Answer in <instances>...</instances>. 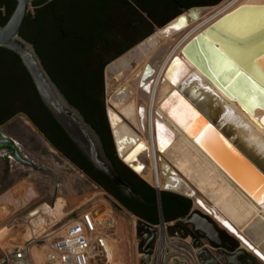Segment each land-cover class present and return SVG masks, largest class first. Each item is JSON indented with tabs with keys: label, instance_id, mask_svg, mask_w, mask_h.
I'll use <instances>...</instances> for the list:
<instances>
[{
	"label": "bare ground",
	"instance_id": "1",
	"mask_svg": "<svg viewBox=\"0 0 264 264\" xmlns=\"http://www.w3.org/2000/svg\"><path fill=\"white\" fill-rule=\"evenodd\" d=\"M263 5L264 0H225L216 6L184 11L183 20L179 15L174 17L110 63L106 68L105 84L111 93L107 102V119L117 152L124 163L154 184L157 191L174 190L192 197L200 211L218 222L264 263V179L262 181L250 170L234 148H228L214 134L207 132L201 117L181 101L180 95H185L178 90L179 85H185L189 70L199 76L207 73L210 80H205L207 84L229 105L233 115L244 126L243 130L248 129L247 147L259 155L264 154V107L256 106L258 100L264 99V85L247 76L241 67H235L233 74L243 71L241 77L255 89H242L235 96H230V89L222 86L228 81L221 83L211 73L230 70L234 64L232 60L241 58L242 54L247 55L250 50L221 44L222 47L216 50L220 56L212 54L207 64L210 69L205 65L203 70L192 66L182 51L198 33L231 11L232 14L219 21L223 29L241 35L258 28L264 23V10L259 11L261 9L256 6ZM184 22V26L179 27ZM208 38L211 40H207L208 43L215 49L216 38ZM162 54L164 56L159 61ZM140 57L151 58L150 61L143 58L141 69L137 65ZM174 57L176 60L168 70L171 77L167 78L165 71ZM254 58L251 67L264 75V63L261 62L264 61V50ZM135 65L129 75L115 82V73L121 72L123 76ZM149 67L153 72L149 76L142 75V72H148ZM140 82L143 85L139 89ZM230 91L235 92L234 89ZM184 92L191 98L198 95L194 89ZM258 92L261 97L256 95ZM137 96L146 102L139 105ZM189 120L191 123L188 125ZM198 140L201 142L197 143ZM239 140L236 138L237 142ZM151 145L158 162L153 176L148 175L150 167L146 165V160L151 157ZM1 148L12 153L5 147ZM248 153L251 152L247 150ZM260 176L264 178L263 173ZM42 207L45 212L46 206ZM50 215L53 216L52 211Z\"/></svg>",
	"mask_w": 264,
	"mask_h": 264
},
{
	"label": "water",
	"instance_id": "2",
	"mask_svg": "<svg viewBox=\"0 0 264 264\" xmlns=\"http://www.w3.org/2000/svg\"><path fill=\"white\" fill-rule=\"evenodd\" d=\"M34 1L36 0H15L14 9L10 13L5 23L0 25V47L14 52L19 57L23 67L27 71L34 85V88L43 106L47 109V111L50 113L56 123L66 133V135L74 144V146L78 149L80 154L96 170L105 174L124 196L145 204L146 202L143 200L140 194L136 192L126 180L122 179L115 170L111 160L105 153L103 143L99 134L91 126V124L86 121L81 111L74 104L69 102L66 96L61 92L60 88L51 78L42 63L41 57L36 52L34 44L25 39L20 34V29L23 25L25 18L28 16L29 12L32 11L30 9V6ZM256 7L261 9L259 11L264 10V5ZM193 8L198 7H181V12L176 16L179 15V18L183 20L184 16L182 15V13ZM247 8L251 7L248 6ZM232 12L233 11L222 16L214 23L208 25L202 32L198 33L194 38H192L188 43H186L182 48V51L189 59V62L192 66L195 65L199 69L203 70V68H205V65L207 66V64L211 60L212 54L216 53L218 56H220L219 53L216 52V50H219L220 47H222L221 44L235 47L240 50H250V52H247V55L242 54L243 56L235 61L231 59L234 64L230 68V70L221 69V72L217 74L211 72L215 78L221 81V83L225 80L228 81V83L223 82L222 86L226 90L234 89L235 92L228 90V94L230 96H235V94L240 93L242 89L247 90L248 88H253V85L251 83L247 82L243 77H241L240 74H242L243 71L247 73V76L254 78L258 83L264 85L263 73L259 69L251 67L252 62L255 59L254 56L261 50H264V23L252 31L238 35L219 26V21L225 18L226 16L232 14ZM184 24L185 22L181 23L179 27L184 26ZM208 37L216 38V40L213 41L217 45L212 42V44L216 46L215 49L208 43L207 40L211 42ZM175 60L176 57L172 59L165 71V76L167 78L168 76H170V74H168V70ZM261 62L262 64L264 63L263 60ZM235 67H241L243 71L233 74L235 72ZM207 68L210 69L208 66ZM120 77H122L121 72H119L118 75L115 76L116 79ZM170 77L169 79H171ZM208 77L209 76L207 73L199 76L196 75V73L192 69L189 70L184 79V81H186L185 85L178 86V90L182 91L185 97L183 95H180L178 91H176L177 94L180 95L181 101H184L191 111L197 113L201 117L202 124H206L207 132L214 134L223 145L227 146L232 150L235 149L238 152L239 156H241V158L243 159L244 163H246V165L250 168V170L253 171L259 177H261L263 181L264 178L260 175L261 173L264 174V154L259 155L257 152H253L251 147H247L248 142L245 138L248 137V135H246L248 129L246 130L247 132L243 130L245 129L244 126L237 120L236 116L233 115V112L230 109L229 105L225 103L224 100L219 97V95H217V93H215V91L209 86V84H207L206 81H210L208 80ZM191 89H194L198 93L195 98H191L184 92V90ZM256 95L258 97H261V94L259 92ZM246 99L247 98H242V100L245 101ZM257 103L258 104L256 106L264 107V99L260 101L258 100ZM190 123L191 122L189 120L188 125ZM158 125L161 126V124ZM209 129L211 131H209ZM37 134L40 135L38 132ZM236 138L238 140L240 139L239 142L236 141ZM41 139L48 148L54 151L53 147L48 142V140H45L42 137ZM1 147H5L11 150V154L20 159L21 161L31 164V161L26 160L20 153L15 142L10 137L2 135L0 132V148ZM115 150L116 154L119 156L116 146ZM247 150H249L251 153L247 154ZM121 161L124 163L122 159ZM131 170L135 174H137L133 169ZM166 190L168 189H162L160 191ZM155 191L157 195L156 203L159 207L161 201L160 191H157L156 189ZM196 213L199 215L200 219L203 220L201 221L208 227H211L212 225H214V222H216L205 213ZM186 223L189 225L194 224L197 229H201L199 225L197 226L196 220H194L192 217L186 219ZM140 224H143L145 227L150 229V226L147 223H144L139 220L137 222V226ZM150 250L151 249L142 250L144 252L142 264L148 263V255ZM200 252H202L204 256H207L209 254L206 250H202ZM245 252L246 250L242 248L238 250V253ZM215 255L217 261L225 259L227 262H229L227 254L220 255L216 253ZM1 264L6 263L3 261L1 262Z\"/></svg>",
	"mask_w": 264,
	"mask_h": 264
},
{
	"label": "trees",
	"instance_id": "3",
	"mask_svg": "<svg viewBox=\"0 0 264 264\" xmlns=\"http://www.w3.org/2000/svg\"><path fill=\"white\" fill-rule=\"evenodd\" d=\"M48 4L36 0L31 5L36 7L29 12L20 29V34L32 42L36 52L42 59L47 72L60 88L66 98L74 104L84 115V118L99 134L106 155L111 160L120 162L116 156L106 113L103 109L92 112L90 101L92 99V84L87 76L78 75L85 72V66L75 64L69 58V31L71 25L66 19L63 9L69 6L70 0H46ZM220 0H173L174 9L171 14L162 16L159 14L157 3L152 5L153 12H149L148 18L154 20L157 25L165 24L173 15L181 11L178 6L190 8L195 6L214 5ZM15 7V0H0V25L4 24ZM142 12L146 9L140 7ZM55 30V32H54ZM82 32V31H81ZM84 34V32H82ZM64 42V43H63ZM63 44V45H62ZM17 113H25L36 125L45 138L57 149V151L70 160L79 169L91 177L98 185L103 187L116 200L126 206L131 212H136L145 223L154 224L158 218L157 195L155 189L138 177L128 166L121 165L126 170L122 173L115 167L123 179H126L136 192L140 194L145 204L125 197L112 181L102 172L96 170L78 151L70 141L66 133L52 118L40 101L34 85L23 67L19 57L12 51L0 47V125ZM41 115V117H40ZM41 118V119H40ZM106 135L105 138L104 135ZM67 144L65 146L64 141ZM131 175V176H130ZM169 196V200L166 197ZM160 210L164 219L169 220L183 216L191 201L189 198L169 192L160 191ZM175 200V201H174ZM186 204L179 209L180 204ZM166 208L176 212L167 215ZM139 209H145L148 213H140ZM142 211V210H140Z\"/></svg>",
	"mask_w": 264,
	"mask_h": 264
},
{
	"label": "rangeland",
	"instance_id": "4",
	"mask_svg": "<svg viewBox=\"0 0 264 264\" xmlns=\"http://www.w3.org/2000/svg\"><path fill=\"white\" fill-rule=\"evenodd\" d=\"M223 1L225 0H220L214 5L195 7H212L221 4ZM30 9H33L32 5ZM175 16L176 14L171 19ZM151 22L148 23V33L142 34L135 45L119 57L132 50L133 47H136L141 41L164 25H157L154 20H151ZM163 56L162 54L159 57V61ZM143 58L149 61L151 59L149 57H140L137 62V65H140L139 69L143 66ZM134 67L136 65L131 67L122 77L114 79L115 82L118 83L119 80L124 79ZM138 87L140 89V86ZM110 96L111 93H109L105 84L104 97L106 109ZM136 100L139 105L146 102V99L140 96H137ZM0 129L2 135L10 137L15 142L23 157L31 161V164L25 163L11 153L9 154L0 149V258L3 249L9 245L22 244L28 237L27 233L24 232L25 227L22 221L26 212L35 205L47 201L49 203L56 202L55 209L52 211L53 217L57 215V212L62 207V215L69 213L63 217L62 221L70 217V215H75L82 209H87L90 206L98 207L97 210L101 209L100 206H105L116 217V227L111 239L113 254L106 264H142V249L140 247V238L137 234L138 219L134 214L122 207L108 191L98 185L70 160L61 155L55 148H53L54 151L48 148L40 136L45 140L47 139L25 113H17L1 124ZM110 138L114 144L111 130ZM150 147L151 157L146 160V165L148 168L150 167L148 175L153 176L156 173L155 168H157L158 162L156 160L157 157L155 159L153 156L155 154L153 145ZM117 158L124 166H127L118 155ZM137 176L156 189L155 185L148 181V179L141 177L139 174ZM169 192L189 198L192 206L197 208L192 197L174 190H169ZM216 223L220 225L218 222ZM227 232L225 230L226 235H228ZM228 233L231 234L230 232ZM36 244H30V253L34 264H42ZM238 244L242 246L240 242ZM254 258L258 263L264 264L255 256Z\"/></svg>",
	"mask_w": 264,
	"mask_h": 264
},
{
	"label": "flooded vegetation",
	"instance_id": "5",
	"mask_svg": "<svg viewBox=\"0 0 264 264\" xmlns=\"http://www.w3.org/2000/svg\"><path fill=\"white\" fill-rule=\"evenodd\" d=\"M39 1H42L43 4H48L46 0ZM156 3L158 5L159 14L162 16L171 14L174 9L173 0H70L69 6L64 7V15L71 25L68 38L69 58L73 61L74 65L80 64L85 66V72L78 76L83 77L86 75L88 81H90V83L93 82V84L91 83L92 99L89 100L92 112L101 108L107 115L104 97L106 68L113 60L117 59L120 55L135 45L142 34L148 33V23L151 22L148 18V13L153 12V10H151L152 5ZM140 7L146 9L145 12H142ZM178 7L181 11L182 6ZM35 8L36 7H33V12L35 11ZM81 31L84 32V34ZM148 69V72L145 73L144 71L142 72V75L146 74L149 76L151 72H153L152 67H149ZM118 73L119 72L115 73L113 76L118 75ZM141 83L142 82L139 83L140 87L143 85H141ZM105 136L106 135H104V137ZM107 141H111V138H108ZM64 144L67 146L65 141ZM112 145L114 144L112 143ZM51 146L55 148L52 144ZM0 149L7 152L6 149ZM111 162L113 166H116V168L119 169V171L122 173L126 172L120 162H117L116 160H111ZM111 196L116 199L112 194ZM169 198L171 197L167 196L166 200H169ZM116 201L122 207L131 212L126 206L121 204V202L118 200ZM185 207L186 204H180V207L175 211L179 212V209ZM136 211H139L140 213H148L145 209H139ZM176 212L166 208L167 215H173ZM196 212L203 213L198 208H194L192 204H190L186 213L180 217H184L189 214L187 219L192 217L196 220L197 226L199 225L201 229H197L194 224L188 226L186 222H180L179 226L184 228L186 233L191 236L194 244L206 241L211 245V252H209L207 256L204 257L203 253L200 254V257L203 259V263L260 264L253 257L252 253L249 251L248 253L244 246H240L238 244L239 240L235 236L229 234L228 232L227 234L229 236L226 235L225 230L216 222H214V225L211 227L206 226ZM131 213L137 217L138 221L140 220L144 222L137 216L136 212ZM137 234L140 238L141 249H151L154 233L150 232L143 224H140L137 226ZM241 248L245 249L246 252L238 253V250ZM216 253L220 255L227 254L229 262L225 259L217 261L215 255Z\"/></svg>",
	"mask_w": 264,
	"mask_h": 264
},
{
	"label": "built area",
	"instance_id": "6",
	"mask_svg": "<svg viewBox=\"0 0 264 264\" xmlns=\"http://www.w3.org/2000/svg\"><path fill=\"white\" fill-rule=\"evenodd\" d=\"M55 203L44 201L26 212L22 221L28 237L22 244L3 249L0 264L3 261L6 264H34L31 243H38L42 264L109 262L113 254L111 239L116 227L115 215L103 205L100 210L90 206L62 221L69 213L62 215V207L56 216H51ZM188 215L166 220L158 207L156 223L148 224L150 229L147 228L154 233L147 264H204L200 251L211 252V245L206 241L194 244L191 236L179 226L180 222H186Z\"/></svg>",
	"mask_w": 264,
	"mask_h": 264
},
{
	"label": "snow or ice",
	"instance_id": "7",
	"mask_svg": "<svg viewBox=\"0 0 264 264\" xmlns=\"http://www.w3.org/2000/svg\"><path fill=\"white\" fill-rule=\"evenodd\" d=\"M209 131H211V130L209 129ZM200 142H201L200 140L197 141V143H200Z\"/></svg>",
	"mask_w": 264,
	"mask_h": 264
}]
</instances>
